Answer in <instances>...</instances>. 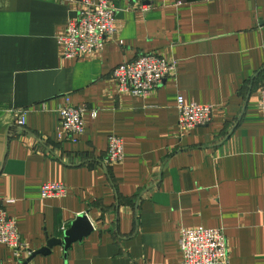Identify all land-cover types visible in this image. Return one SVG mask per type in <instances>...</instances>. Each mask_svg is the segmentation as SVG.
I'll return each instance as SVG.
<instances>
[{
	"label": "crops",
	"instance_id": "obj_1",
	"mask_svg": "<svg viewBox=\"0 0 264 264\" xmlns=\"http://www.w3.org/2000/svg\"><path fill=\"white\" fill-rule=\"evenodd\" d=\"M113 5L104 48L65 59L76 3L0 0V204L23 244L0 246V264H181L180 229L197 226L223 230L227 264H264V0ZM146 53L176 61L174 76L146 97L119 92L112 70ZM178 95L212 105L211 121L179 129ZM65 96L85 109L76 142L56 134ZM110 134L125 157L108 166ZM45 182L67 195L41 198ZM81 213L89 235L29 258Z\"/></svg>",
	"mask_w": 264,
	"mask_h": 264
},
{
	"label": "built area",
	"instance_id": "obj_2",
	"mask_svg": "<svg viewBox=\"0 0 264 264\" xmlns=\"http://www.w3.org/2000/svg\"><path fill=\"white\" fill-rule=\"evenodd\" d=\"M59 1L78 5L75 17L68 21L64 34L57 39L61 47V56L65 59L81 58L101 51L107 38L113 36L116 31L114 0ZM177 4L181 2L177 1ZM176 66L174 60H167L155 53H146L117 65L112 70V77L119 92L146 97L165 78L174 76ZM258 107L264 110V84L260 87ZM176 108L177 125L181 130L206 125L212 118V105L185 102L181 95L176 97ZM84 110V107L72 105L68 96L64 97L57 111L59 126L56 134L59 140L63 138L72 142L78 140L84 132L82 118ZM90 114L95 117L96 111L91 110ZM16 123L18 126H24L25 111L19 112ZM124 157L121 137L108 135L104 163L110 166L122 162ZM66 195L67 187L62 182H45L40 187L41 198H62ZM4 202L10 203L13 200L6 199ZM89 222L94 228L92 220L89 219ZM22 245L16 221L0 204V246H5L18 255ZM178 245L182 255L181 264H227V240L221 228L183 227L180 229Z\"/></svg>",
	"mask_w": 264,
	"mask_h": 264
},
{
	"label": "water",
	"instance_id": "obj_3",
	"mask_svg": "<svg viewBox=\"0 0 264 264\" xmlns=\"http://www.w3.org/2000/svg\"><path fill=\"white\" fill-rule=\"evenodd\" d=\"M93 230L86 213H81L69 224V227L63 231L61 238L48 239L46 245L41 249H38L30 253V257L37 254H48L50 249L55 245H62L64 251H66L73 242L81 241L84 237L89 235ZM29 260V259H28Z\"/></svg>",
	"mask_w": 264,
	"mask_h": 264
}]
</instances>
